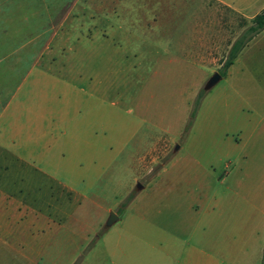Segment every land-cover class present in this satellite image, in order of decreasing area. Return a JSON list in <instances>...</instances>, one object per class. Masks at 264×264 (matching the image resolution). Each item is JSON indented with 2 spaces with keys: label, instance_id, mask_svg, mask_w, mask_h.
I'll return each instance as SVG.
<instances>
[{
  "label": "rangeland",
  "instance_id": "obj_1",
  "mask_svg": "<svg viewBox=\"0 0 264 264\" xmlns=\"http://www.w3.org/2000/svg\"><path fill=\"white\" fill-rule=\"evenodd\" d=\"M225 1L249 15L220 0H99L106 8L98 15L97 0H0L8 99L13 80L29 74L3 124H21L31 137L46 94L50 137L67 139L62 163L80 159L66 196L81 205L73 217L88 220L92 236L72 264H97L104 236L128 212L157 225L154 253L170 230H195L202 247L209 234L234 264H264V50L251 72L238 64L243 95L226 77L204 90L264 0ZM111 211L122 220L107 227Z\"/></svg>",
  "mask_w": 264,
  "mask_h": 264
},
{
  "label": "crops",
  "instance_id": "obj_2",
  "mask_svg": "<svg viewBox=\"0 0 264 264\" xmlns=\"http://www.w3.org/2000/svg\"><path fill=\"white\" fill-rule=\"evenodd\" d=\"M220 1L235 12L249 15L234 3ZM105 6L97 0V15L100 8L105 10ZM263 10L264 6L260 12ZM260 12H256L255 16ZM263 48L264 30L246 44L228 69L225 77L230 81L231 92L243 95V87L234 84L241 80L235 73L238 64L241 63L247 72H251L253 66L263 65L258 55ZM254 51H257V57L252 56ZM16 65H23L22 61L16 62ZM28 76L13 80L16 85H12V95L8 99L10 75H0V264H72L92 236L88 220L86 223L73 217L81 205H73L66 196L73 191L72 173L81 168L80 159L75 165L62 163L67 161L63 150L67 139L65 135L56 139L50 137L54 123L49 118L51 112L46 106V94L40 100L42 106L34 110L31 137L25 133L27 127L21 124L14 125L11 121L3 124ZM17 113L14 111L11 115ZM63 124L65 121L62 118L58 125ZM22 193L30 195L28 202L19 197ZM104 209L108 211V208ZM168 222L171 225L180 223L173 219ZM155 226L147 218L128 212L114 235L104 236L103 246L98 247L97 264L107 261L112 264H153L154 259L158 260L156 264H234L231 254L229 260L224 258L226 250H218L209 234L205 235L202 247L201 237L195 230L187 233L186 237L170 230L166 248L154 253L149 247H153V233L157 231L152 227ZM110 239L113 250L107 245ZM262 258L264 243L257 261ZM83 264H87V260Z\"/></svg>",
  "mask_w": 264,
  "mask_h": 264
},
{
  "label": "trees",
  "instance_id": "obj_3",
  "mask_svg": "<svg viewBox=\"0 0 264 264\" xmlns=\"http://www.w3.org/2000/svg\"><path fill=\"white\" fill-rule=\"evenodd\" d=\"M250 25L248 28L236 39L233 43L228 56L223 64V68L221 69L220 73L225 77L227 75V71L230 66L234 63L235 59L238 57L242 49L246 46V44L258 33L264 30V10L257 14L253 19L250 21ZM205 91L199 94L192 111V121L197 115L199 106L201 101L203 100V96ZM119 214V213H118Z\"/></svg>",
  "mask_w": 264,
  "mask_h": 264
},
{
  "label": "water",
  "instance_id": "obj_4",
  "mask_svg": "<svg viewBox=\"0 0 264 264\" xmlns=\"http://www.w3.org/2000/svg\"><path fill=\"white\" fill-rule=\"evenodd\" d=\"M223 75L220 72H215L210 79L207 81V83L204 86V90L205 91H210L211 89H213L218 83H220V81H222L223 79ZM180 148L179 145L176 146V151ZM137 188L139 190L143 189V185L141 183H138ZM120 219V216L118 215L117 212L115 211H111L110 215L108 217V220L106 222V226L107 227H111L113 226L115 223H117Z\"/></svg>",
  "mask_w": 264,
  "mask_h": 264
}]
</instances>
